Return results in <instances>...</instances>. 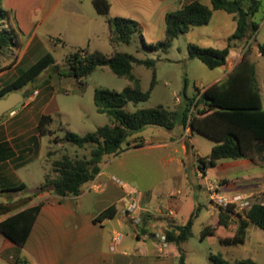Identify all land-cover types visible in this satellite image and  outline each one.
<instances>
[{
    "label": "crops",
    "instance_id": "crops-1",
    "mask_svg": "<svg viewBox=\"0 0 264 264\" xmlns=\"http://www.w3.org/2000/svg\"><path fill=\"white\" fill-rule=\"evenodd\" d=\"M92 1L2 0V3L9 12V22L12 17L16 21L32 20L35 17L47 21L56 16L60 22L74 21L84 38L89 40L104 36L111 44L112 31L107 23L108 18L124 17L136 21L137 34L142 40L143 31L147 29L155 28L165 36L166 14L193 0H107L109 11L106 15L99 14ZM260 1L261 9L264 0ZM257 13L253 20L259 24ZM259 20L264 21L262 18ZM228 22L233 23L234 32L236 23L232 14L215 10L209 23L201 27L212 23L207 36L223 40L226 46L227 38L233 32L230 35L221 33L225 31ZM193 30L194 28L189 32ZM158 38L155 37L152 42L162 40L164 37ZM253 38L255 34L247 43L241 42L229 51L225 64L215 68L221 71L208 86L223 80L241 61L244 54L254 63L257 58L262 57L259 50H246ZM111 46L115 50L116 46L112 44ZM25 47L15 60L4 62L2 55L0 56V88L14 78L6 76L25 58ZM84 49L89 50L88 47ZM96 49L101 50L99 46H96ZM5 65L7 68L2 69ZM15 91L23 96L22 106L16 109L17 105L6 112L8 114L0 116V221L38 203H41V207L22 247L0 231V264H173V260L180 256L177 245L168 243V247L160 252L158 242L152 233L157 231L164 233L172 225L183 224L177 222V218L185 208L187 203L185 198L189 194L182 186L190 155L192 171L196 178L202 179L201 182L194 181L191 188L193 211L189 216L195 213L193 225L199 217L203 220L202 229L217 225L220 206L210 199L211 186H217L219 192L229 199L239 195L249 203L244 209H240L238 204L234 205L238 213L244 214L253 203L264 204V146L257 143L252 157L220 159L213 167L200 169L199 158L208 157L209 154L206 156L198 154L196 146L193 145L196 132L188 124L183 126L181 119L171 130L151 128L146 133L147 127L135 134L130 139V144L119 154L103 159L99 173L81 187L79 194L60 196L52 190L41 191L39 186L44 176L50 174L52 166L48 157L51 146L41 144L44 135L38 130L39 119L34 111L28 108L32 102L37 101L39 93L35 95L33 92L28 93L27 90L22 92L21 89ZM192 114H197V109H193ZM139 140L141 143L136 144ZM155 153H158L155 161L166 172L171 173V178H164L165 180L158 184L166 191L162 196L154 194L151 190L136 189L128 182L120 184L108 171L112 163L116 162L117 166H123L128 156L146 157L149 160L148 156L152 157ZM34 181L35 185L29 187V182ZM203 189L206 191L209 204L205 211L201 212L202 205L199 199ZM129 199L136 200L146 209L142 214L143 224L144 222L146 224L145 232H142L141 225L134 226L123 212ZM112 205L117 208L114 217L94 220ZM168 208L176 211L175 217L170 218L166 215ZM115 219L116 223L113 222ZM254 225L249 224L244 243L238 244L247 246L245 248L247 257L233 254L230 247L237 245L220 243L219 238L226 236V231L216 229L209 237H215L225 246L224 253H218L230 263L246 264L242 261L249 259L255 264H264L254 259L259 252L256 244L252 242V232L254 236L257 235ZM117 231L122 232L124 237L117 250L111 251L112 237Z\"/></svg>",
    "mask_w": 264,
    "mask_h": 264
},
{
    "label": "trees",
    "instance_id": "trees-1",
    "mask_svg": "<svg viewBox=\"0 0 264 264\" xmlns=\"http://www.w3.org/2000/svg\"><path fill=\"white\" fill-rule=\"evenodd\" d=\"M210 5L204 0H193L179 9L168 12L165 16V36L162 40L143 43L146 50H165L180 35L188 33L195 27L207 25L215 10H222L232 14L236 27L227 38L226 46L200 47L197 44L188 45L190 58H197L209 69H215L225 64L229 51L239 43H247L256 33L259 24L253 20L259 11L260 0H209ZM94 8L99 14L106 15L109 11L107 0H93ZM0 0V21L8 19L9 12L2 6ZM112 31L111 44H131L133 37L138 32L136 21L124 17L107 19ZM8 47L7 41L0 35V48ZM247 50L250 49L248 44ZM258 50L264 58V43L258 45ZM83 53V54H82ZM55 59L50 52L44 53L27 69L23 70L9 83L0 88V98L21 89L37 77L43 70L54 64ZM69 75L81 81L90 75L97 67L107 66L115 75L125 77L132 82L131 86L124 87L121 91H112L107 88H97L94 92V104L98 112L107 115L110 123L97 127L93 132L79 135L66 132L63 140L87 151L80 157L63 155L60 159L51 160L55 176L46 174L39 190H52L60 196H75L80 193L81 187L95 178L101 170V164L106 156L119 154L130 144V139L148 126L173 129L178 118L181 124H187L191 129L212 141L214 146L208 157L199 158L200 169L213 167L220 159H236L252 157L256 151V144L264 146V108L258 87L256 66L246 55L234 69L221 81L211 84L204 91L188 99L186 106L179 111H171L163 107L138 108L127 112L124 107L128 102L139 104L147 101L151 90L156 83L155 64L153 58L140 59L132 54L115 52L106 55L95 49L79 48L69 59ZM145 65L153 69L150 88L143 91L139 80L132 73L133 65ZM202 106V108H200ZM190 107L197 109V114H190ZM190 114V116H189ZM52 117L48 113L41 115L38 130L42 135H53L49 129ZM55 143L59 140L55 139ZM137 141L136 144H140ZM52 151L49 152L48 157ZM41 203L17 212L0 221V231L22 247L29 235L30 229L40 211ZM234 204L220 206L219 218L216 227L206 226L200 232V238L213 235L216 229L224 230L227 235L219 238L223 245H238L245 241L249 224H255L264 230V204L253 203L244 213H238ZM117 208L112 205L103 210L94 220L112 218ZM195 213L185 223L175 224L163 233L167 243L177 245L180 252L179 264H185L182 253V243L192 235V226ZM142 232L146 231L143 221ZM153 235V233H152ZM212 264L230 263L219 253L210 254ZM246 264H255L249 259L242 261Z\"/></svg>",
    "mask_w": 264,
    "mask_h": 264
},
{
    "label": "rangeland",
    "instance_id": "rangeland-1",
    "mask_svg": "<svg viewBox=\"0 0 264 264\" xmlns=\"http://www.w3.org/2000/svg\"><path fill=\"white\" fill-rule=\"evenodd\" d=\"M204 2L210 4L208 0H204ZM1 6L5 9L3 3ZM256 17L260 26L255 33V38L249 43L250 49L248 50H258L257 44L264 43V21L259 20L264 19V2ZM76 25L74 21L70 20L60 22L56 16L47 21H42L39 17L24 21H16L12 17L10 22L8 19L0 21V35L8 44V47L0 48V56L2 55L4 62L10 59L15 60L18 53L24 50L26 46L25 58L14 70L9 71L6 78H15L46 52H50L55 59L54 64L47 67L35 79L21 88L22 92L27 90L28 93L33 92L35 95L39 93L37 101L32 102L28 107L34 111L38 119H40L41 113H48L53 119L49 128L54 131V134L44 135L41 139L43 146H51L52 154L49 160L52 161L62 158L63 155L80 157L87 153V151L64 141L63 137L66 132L70 131L84 135L93 132L99 126L110 123L109 117L98 112L94 104L93 97L97 88H107L118 92L124 87L132 85L131 81L125 77L115 75L107 66L97 67L81 81L69 75L70 56L79 48L88 47V51L91 52L96 49V46H99L101 48L99 51L106 55L124 52L140 59L153 58L156 60L154 68L156 83L151 90L149 99L137 105L128 102L124 107L127 112H133L138 108L163 107L171 111H179L180 116L188 99L195 97L199 91L207 87L221 71V69H209L199 59L190 58L188 55V45L190 43L197 44L200 47H222L225 45L223 40H216L207 36L212 23L206 27L194 28L193 31L176 38L167 49L156 51L146 50L143 47L144 42L148 44L154 41L155 37H159L158 39L164 37V34H160L159 30L155 28L143 31V40L136 33L131 44L118 45L114 50L107 37L100 36L88 40L82 36ZM232 32L233 23L228 22L225 31L221 34L230 35ZM255 63L258 87L264 106V58H257ZM6 68L7 65L3 66L2 69ZM132 73L139 80V86L143 91L150 88L153 76L152 68L134 64ZM21 106L20 103L16 109ZM192 112L193 107H190V114ZM151 128L161 127L148 126L146 133ZM55 139H58L59 142L55 143ZM213 144L214 141L195 133L193 145L196 146L199 155L206 156L210 154ZM156 155L158 153H155L152 157L148 156L149 160L146 157L133 158L128 156L123 166H117L115 162L108 167V171L121 182H128L136 189L151 190L154 194L162 196L166 191L161 189L158 184L165 180L164 178H171V173L160 167L155 161ZM191 160L190 155L186 164L187 171L184 173L185 178L182 186V189L189 192V194L185 198L186 206L177 218L179 223H185L193 211L192 183L202 181L200 177H195L191 168ZM49 173L50 176L56 175L53 168ZM40 179L42 180V176H40ZM34 183L35 181L29 182V187L34 186ZM199 202L202 205L201 212H204L205 207L209 204L205 189L202 190ZM202 221V217L195 220L192 235L182 244L185 264H212L209 260L210 254L224 253L225 246L221 245L215 237H209L208 235L203 239L200 238ZM113 222L116 223V219ZM253 228L257 235L254 236L252 232V242L256 244L259 250L254 259L257 262L264 263V230L256 225ZM121 231L124 232V230ZM155 241L158 242V239L155 238ZM246 247L237 245V247H230V250L234 255L247 257ZM173 264H179V258H175Z\"/></svg>",
    "mask_w": 264,
    "mask_h": 264
},
{
    "label": "built area",
    "instance_id": "built-area-1",
    "mask_svg": "<svg viewBox=\"0 0 264 264\" xmlns=\"http://www.w3.org/2000/svg\"><path fill=\"white\" fill-rule=\"evenodd\" d=\"M120 184L123 182L119 181ZM210 199L212 202L219 206H224L226 204L232 203L234 205L239 206L240 209H244L249 206V203L239 195L234 196L232 199L227 198L221 192H219L217 186H211L210 188ZM124 214L127 216L134 226H138L142 221V214L146 212V209L141 207L139 203L134 199H129L127 205L124 208ZM166 215L170 218L176 216V211L173 208H168L166 211ZM154 238L158 239V250L160 252L164 251L168 247V243L166 241V237L161 232L153 233ZM124 234L122 232H115L112 237V242L110 245L111 251H116L118 246L121 244L123 240Z\"/></svg>",
    "mask_w": 264,
    "mask_h": 264
},
{
    "label": "water",
    "instance_id": "water-1",
    "mask_svg": "<svg viewBox=\"0 0 264 264\" xmlns=\"http://www.w3.org/2000/svg\"><path fill=\"white\" fill-rule=\"evenodd\" d=\"M23 101V96L18 91H13L7 96L0 98V116L14 109Z\"/></svg>",
    "mask_w": 264,
    "mask_h": 264
}]
</instances>
